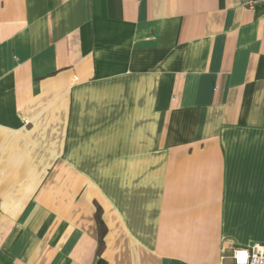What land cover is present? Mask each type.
Wrapping results in <instances>:
<instances>
[{
	"label": "crops",
	"instance_id": "obj_1",
	"mask_svg": "<svg viewBox=\"0 0 264 264\" xmlns=\"http://www.w3.org/2000/svg\"><path fill=\"white\" fill-rule=\"evenodd\" d=\"M243 1L0 0V264L264 245V18Z\"/></svg>",
	"mask_w": 264,
	"mask_h": 264
},
{
	"label": "built area",
	"instance_id": "obj_2",
	"mask_svg": "<svg viewBox=\"0 0 264 264\" xmlns=\"http://www.w3.org/2000/svg\"><path fill=\"white\" fill-rule=\"evenodd\" d=\"M242 7L259 12L264 18V0H245ZM232 264H264V245L255 244L248 248L234 249L231 255Z\"/></svg>",
	"mask_w": 264,
	"mask_h": 264
},
{
	"label": "trees",
	"instance_id": "obj_3",
	"mask_svg": "<svg viewBox=\"0 0 264 264\" xmlns=\"http://www.w3.org/2000/svg\"><path fill=\"white\" fill-rule=\"evenodd\" d=\"M95 221L97 226V232H98V250L97 253L100 254L101 249L103 247V238L106 234V228L104 226V223L102 221L100 210L97 209L95 212ZM101 263V259L98 260L97 264Z\"/></svg>",
	"mask_w": 264,
	"mask_h": 264
}]
</instances>
